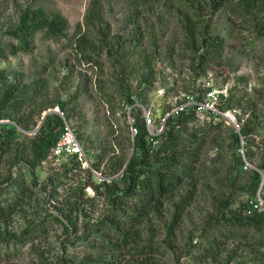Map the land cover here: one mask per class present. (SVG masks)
Here are the masks:
<instances>
[{"label": "rangeland", "instance_id": "rangeland-1", "mask_svg": "<svg viewBox=\"0 0 264 264\" xmlns=\"http://www.w3.org/2000/svg\"><path fill=\"white\" fill-rule=\"evenodd\" d=\"M179 1L0 0V70L22 82L10 110L36 120L26 129L0 118V128H17L0 153V206L11 210L0 218V264H264V225L250 221L264 210V186L257 208L246 191L260 165L264 179V40L256 35L253 16L233 5L222 4L214 13L208 7L203 14L224 46L198 66L181 29ZM37 7L63 14L65 33L17 38L22 14ZM206 88L214 94L207 101L220 92L233 97L235 123L200 112L186 127L204 143L194 175L143 209L139 223L128 221L122 229L131 236L124 244L108 245L118 236L98 221L116 213L112 198L125 187L119 174L136 151L134 106L127 97L140 104L141 120L152 114L148 138L158 144L165 112ZM57 110L75 128L90 167L70 157L62 165L50 156L31 166L44 116ZM220 121L219 128L211 127ZM248 123L257 129L247 139L240 136L239 147L233 135ZM246 148L255 154L253 162ZM123 163L115 174V164ZM100 177L110 185L117 179L119 187L95 188Z\"/></svg>", "mask_w": 264, "mask_h": 264}, {"label": "trees", "instance_id": "trees-1", "mask_svg": "<svg viewBox=\"0 0 264 264\" xmlns=\"http://www.w3.org/2000/svg\"><path fill=\"white\" fill-rule=\"evenodd\" d=\"M180 0L178 5L183 7L179 13V19L181 21L182 32L190 40V46L192 51H195V55L199 57L198 66L204 64V61L208 57H216L224 46V39L221 35L215 34L211 30V21L205 18L204 10L210 8L214 13L222 4L233 5L236 10L244 16H253L256 20L255 31L258 38L264 40V0ZM260 13H262L260 15ZM32 21V22H31ZM68 26L67 18L61 13H54L48 15L42 7L34 8L33 11L22 14L20 19V25L14 35L21 39H24V35L34 34L39 31H44L49 37H59L65 33ZM152 58H147V61H151ZM0 85L3 90L0 89V118L14 119L17 124L23 128L28 129L30 124L36 123L33 114H22L20 117H16L15 111L10 110L11 107L16 105V100L19 97L22 82L15 78H9L5 70H0ZM210 88L201 89V95H197L198 100L205 98L207 91ZM225 99L226 103L220 104L223 109L233 108V97L228 94L226 98L221 96V101ZM127 103L133 107L134 126L137 129L135 135L136 151L131 157L130 161L125 166L124 171L121 173L120 180H123L125 187L123 188L124 194H116L113 196L112 201H117L116 213L112 217H108L104 220L98 221V224L109 227L118 236L115 239V244L108 242V245L118 248L116 243L124 244L130 233L123 231L128 221L130 224L139 223L143 217L144 210H147L153 206V201L157 198L165 197L169 192L177 189L186 177L194 175L196 169L197 152L204 143L199 142V135L197 133L186 132V127L195 120L200 112L196 111V108H191L188 112H183L178 116L171 117L167 120L166 125L162 133L160 134V141L158 144H154V141L158 138H148L149 132L146 126L144 118L141 120L139 114L141 108L135 105L137 100L133 95L127 97ZM139 102V101H138ZM141 102V101H140ZM223 105V106H221ZM21 106L17 109H20ZM3 112V113H2ZM214 118V114L207 113ZM138 118H136V116ZM222 125L221 121L216 124H211L212 128H219ZM255 125L245 124L241 126L239 133H234L233 137L241 146L240 136L244 139L250 137L251 133L256 130ZM0 153L6 151V145L11 143V139L16 137L17 128L15 126L5 129L3 125L0 128ZM200 131L199 129H197ZM64 131V121L58 114H47L43 124L38 130L37 136L34 138L35 146V162L43 161L46 157H49L51 151L58 141L59 137ZM196 131V132H198ZM16 133V134H15ZM199 142V143H198ZM195 146L192 151L185 150V147ZM199 145V146H197ZM243 150V149H242ZM246 157L249 161L253 162L255 154L250 149H244ZM76 159L80 161L77 156H68V158ZM241 166H247L242 159L239 158ZM70 162V159H69ZM66 163V162H65ZM63 162L62 165H65ZM125 163V164H126ZM79 165V164H78ZM115 164L116 173L119 172L118 168L122 167L124 163L119 165ZM74 167V166H73ZM86 168V167H85ZM93 173V172H92ZM262 165L257 170H252V181L247 187L246 191L250 193L251 202L253 208L259 206L258 197L256 196L259 190L261 191L264 186V179L262 177ZM94 174V173H93ZM95 177V175H94ZM110 185L107 180L97 182L94 184L95 188L100 189L109 188L112 185L119 187L117 179H113ZM20 189L19 182L17 184ZM126 198L131 202H134L138 206L144 208L138 209L133 206H125L120 201ZM248 206H244L242 209L248 211ZM8 207V208H7ZM0 206V218L8 217L11 212L9 206ZM264 209V208H263ZM255 210V209H254ZM233 208H230V212L234 216L239 214ZM257 211V209L255 210ZM228 213L229 211H225ZM72 221L71 217L69 219ZM253 225H264V210L250 219ZM247 224V222H244ZM123 225V226H122ZM122 226V227H121ZM123 228V229H122ZM107 238H105L106 240ZM109 246V247H110Z\"/></svg>", "mask_w": 264, "mask_h": 264}, {"label": "built area", "instance_id": "built-area-1", "mask_svg": "<svg viewBox=\"0 0 264 264\" xmlns=\"http://www.w3.org/2000/svg\"><path fill=\"white\" fill-rule=\"evenodd\" d=\"M213 89H209L206 93V96L202 100H198L194 97H189L185 101H180L173 105L169 110L165 112L162 117L160 131H163L166 125V122L169 118L175 117L180 115L183 112H188L191 108H196L198 112H205V113H212L214 115L221 114L235 123L236 116H237V109L236 108H228L227 110H221L220 103H221V96L227 97L228 94H218L215 97V100L207 101L208 95H213ZM136 105V104H135ZM140 105V104H137ZM134 106V105H133ZM56 113L63 119L64 121V131L59 137L58 141L54 145L50 158L55 163H62V161L67 158L68 156H77L79 160L84 162L87 167H90L89 161L86 156V152L84 147L77 135L75 128L69 123V121L65 117V112L63 110H57ZM219 113V114H218ZM144 120L146 122V126L152 125L153 117L152 114L147 112L144 114ZM135 132L137 133V129L135 126L133 127ZM148 129V128H147ZM243 151V150H242ZM100 181L107 180L106 177H100ZM256 207H259L256 205Z\"/></svg>", "mask_w": 264, "mask_h": 264}, {"label": "water", "instance_id": "water-1", "mask_svg": "<svg viewBox=\"0 0 264 264\" xmlns=\"http://www.w3.org/2000/svg\"><path fill=\"white\" fill-rule=\"evenodd\" d=\"M48 113H49V112H46L44 118L46 117V115H47ZM130 159H131V157L128 159L127 163L130 161ZM127 163H126V165H127Z\"/></svg>", "mask_w": 264, "mask_h": 264}]
</instances>
